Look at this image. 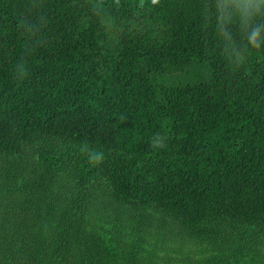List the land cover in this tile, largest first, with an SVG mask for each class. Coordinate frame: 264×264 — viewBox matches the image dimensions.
Returning a JSON list of instances; mask_svg holds the SVG:
<instances>
[{
    "label": "trees",
    "instance_id": "trees-1",
    "mask_svg": "<svg viewBox=\"0 0 264 264\" xmlns=\"http://www.w3.org/2000/svg\"><path fill=\"white\" fill-rule=\"evenodd\" d=\"M240 239L264 242V0H0V264Z\"/></svg>",
    "mask_w": 264,
    "mask_h": 264
},
{
    "label": "rangeland",
    "instance_id": "rangeland-1",
    "mask_svg": "<svg viewBox=\"0 0 264 264\" xmlns=\"http://www.w3.org/2000/svg\"><path fill=\"white\" fill-rule=\"evenodd\" d=\"M129 213L132 214L131 211ZM119 218L124 221L126 215ZM124 224L131 223L125 221ZM126 240L129 241L127 238ZM114 248L116 253H120V246ZM142 256L145 257V261L140 259L137 264H264V242L250 243L240 239L229 244L215 243L213 246L207 243L186 244L184 247L171 245L154 253L148 250L147 255Z\"/></svg>",
    "mask_w": 264,
    "mask_h": 264
}]
</instances>
